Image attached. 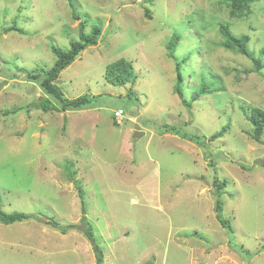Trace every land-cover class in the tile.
I'll return each instance as SVG.
<instances>
[{"label":"rangeland","instance_id":"obj_1","mask_svg":"<svg viewBox=\"0 0 264 264\" xmlns=\"http://www.w3.org/2000/svg\"><path fill=\"white\" fill-rule=\"evenodd\" d=\"M82 22L102 35L56 84L68 99H96L45 112L42 99L60 104L28 73L50 70L52 49L68 51ZM181 25L190 33L171 58ZM221 25L250 36L264 65V0L238 17L229 0H0V210L29 216L0 221V264H97L86 225L103 264H264V133L255 141L247 119L264 110V68L223 48ZM189 55L191 110L175 90ZM121 59L135 78L114 86L106 69ZM204 80L221 91L198 98ZM162 124L204 145L161 135ZM216 181L232 234L217 219Z\"/></svg>","mask_w":264,"mask_h":264},{"label":"trees","instance_id":"obj_2","mask_svg":"<svg viewBox=\"0 0 264 264\" xmlns=\"http://www.w3.org/2000/svg\"><path fill=\"white\" fill-rule=\"evenodd\" d=\"M257 1L258 0H229L231 4V16L232 17L240 16V14L243 11L248 10L250 8V5ZM85 27L86 26L83 22L79 24V28H80L79 40L72 41L70 44V49L68 51H63L56 47L52 49L53 53L57 57V60L54 66L50 70L45 72L43 75L37 72L28 73V76L33 80H38L40 78H43L41 81V88L43 89V92L47 96H51L52 98H54L60 104V107H58L57 105L53 104L48 98L42 99L39 104V107L45 112L48 111L66 112V111H77V110L87 109L93 105V102L96 99V97H92L90 95H83L76 99H68L65 97L64 92L61 90V88L56 84V81L59 79L62 72L68 69L78 59V57L82 54V52L98 44V40L102 35V29L100 27H94L90 33H86ZM180 30L182 32L179 34L176 33L168 45V49L170 53L169 55L171 58H174L175 55L174 53L177 51L176 49L180 47V42L184 39V36L186 38L189 36L188 34L190 33L189 29L188 28L186 29V25H181ZM8 31L10 32L19 31V29H17L16 27H12ZM220 33L224 39V42L222 43L223 48L241 54L251 59L256 66V72L261 73L262 69L264 68L262 60L260 58L253 57L248 49L250 36L248 35L236 36L225 25L220 26ZM191 60L192 57H190L189 55V58H186L184 61L176 62L177 84L175 90L179 98L181 99L182 103L188 110H191L192 102H188L184 98L183 83L187 82L188 80V77H186L185 75L186 73L184 71H186V68L188 67V65H190ZM105 76H106V80L110 84L114 86H122L133 82V79L135 78V70L132 63L124 59H121L111 64L106 69ZM206 82H208V80L201 81L200 84L201 87L197 92L198 98L208 93L221 91V90H216L215 88L212 87V85ZM130 91L132 92V89ZM197 97L195 98L196 100L198 99ZM247 119L253 127V139L259 142L264 133V110L260 108L252 109L251 115L248 116ZM181 128L183 127L177 125L162 124L159 127V133L161 135L173 134L179 136L182 139L192 141L197 145L200 146L204 145L205 142L204 137L200 138L197 136H191L183 132L182 131L183 129ZM226 132L227 129L224 128L219 133L212 135L209 138V141L214 142L219 140L226 134ZM224 185H225L224 182H218V181L215 182V187L219 196L217 199V207H216L217 219L222 225V227L232 234L233 230L230 222L226 220L222 215L223 202L220 198V195H221V191L224 188ZM78 192H79V196L82 197L83 192L80 188ZM1 203H2V199L0 197V204ZM28 219L29 216L23 213L7 214L2 210H0V221L6 225L20 223ZM84 233L87 236V238L91 242H93V248L96 253L97 264H103V252L96 244L92 227L86 225Z\"/></svg>","mask_w":264,"mask_h":264},{"label":"built area","instance_id":"obj_3","mask_svg":"<svg viewBox=\"0 0 264 264\" xmlns=\"http://www.w3.org/2000/svg\"><path fill=\"white\" fill-rule=\"evenodd\" d=\"M124 112L122 110H119L117 112H115V118L116 120L121 119V117L123 116Z\"/></svg>","mask_w":264,"mask_h":264},{"label":"water","instance_id":"obj_4","mask_svg":"<svg viewBox=\"0 0 264 264\" xmlns=\"http://www.w3.org/2000/svg\"><path fill=\"white\" fill-rule=\"evenodd\" d=\"M143 136V134H141V133H139V132H136L135 133V138H140V137H142ZM56 227V226H55Z\"/></svg>","mask_w":264,"mask_h":264},{"label":"clouds","instance_id":"obj_5","mask_svg":"<svg viewBox=\"0 0 264 264\" xmlns=\"http://www.w3.org/2000/svg\"><path fill=\"white\" fill-rule=\"evenodd\" d=\"M124 115V114H123Z\"/></svg>","mask_w":264,"mask_h":264}]
</instances>
